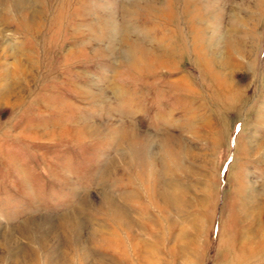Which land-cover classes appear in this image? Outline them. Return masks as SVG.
<instances>
[{
	"label": "rangeland",
	"instance_id": "rangeland-1",
	"mask_svg": "<svg viewBox=\"0 0 264 264\" xmlns=\"http://www.w3.org/2000/svg\"><path fill=\"white\" fill-rule=\"evenodd\" d=\"M0 264H264V0H0Z\"/></svg>",
	"mask_w": 264,
	"mask_h": 264
},
{
	"label": "bare ground",
	"instance_id": "bare-ground-1",
	"mask_svg": "<svg viewBox=\"0 0 264 264\" xmlns=\"http://www.w3.org/2000/svg\"><path fill=\"white\" fill-rule=\"evenodd\" d=\"M214 77H218V76H214ZM218 83H219V81H218ZM223 84V81H222V83H219L218 85H222ZM171 196V195H170ZM116 215V214H115ZM116 216H119V215H116ZM123 217H124V215H123ZM123 217L122 216H120V219L122 218V220H123ZM126 217V216H125ZM123 222H126L125 220H123Z\"/></svg>",
	"mask_w": 264,
	"mask_h": 264
}]
</instances>
